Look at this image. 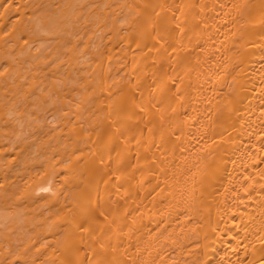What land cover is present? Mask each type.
I'll list each match as a JSON object with an SVG mask.
<instances>
[{"label":"bare ground","instance_id":"bare-ground-1","mask_svg":"<svg viewBox=\"0 0 264 264\" xmlns=\"http://www.w3.org/2000/svg\"><path fill=\"white\" fill-rule=\"evenodd\" d=\"M0 264H264V0H0Z\"/></svg>","mask_w":264,"mask_h":264}]
</instances>
